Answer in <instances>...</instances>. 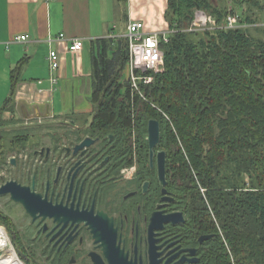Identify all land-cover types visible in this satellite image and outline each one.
<instances>
[{"label":"flooded vegetation","instance_id":"flooded-vegetation-1","mask_svg":"<svg viewBox=\"0 0 264 264\" xmlns=\"http://www.w3.org/2000/svg\"><path fill=\"white\" fill-rule=\"evenodd\" d=\"M95 100L93 111L70 113L38 128L35 137L29 133L27 142L0 149V186L13 181L14 189L25 188L20 193L32 199L35 211L29 214L11 192L0 195L6 204L0 208L3 238L8 236L15 259L225 264L226 239L218 221L201 207L185 147L167 135L160 117L100 112ZM152 119L160 124L154 145Z\"/></svg>","mask_w":264,"mask_h":264},{"label":"trees","instance_id":"trees-1","mask_svg":"<svg viewBox=\"0 0 264 264\" xmlns=\"http://www.w3.org/2000/svg\"><path fill=\"white\" fill-rule=\"evenodd\" d=\"M167 3L169 28L177 31L162 45L165 70L149 71L153 82L143 85L149 100L139 94L131 100L129 81L123 78L128 47L109 59L107 39L94 55L93 97L100 112L160 117L167 135L185 147L201 207L222 229L225 264H264V27H249L259 17L239 11L240 6L210 0ZM197 9L212 15L217 26L229 15H237L242 26L189 30ZM12 104L9 97L3 110ZM12 122L0 114V126ZM27 139L17 136L19 143ZM4 218L0 212V223Z\"/></svg>","mask_w":264,"mask_h":264},{"label":"crops","instance_id":"crops-1","mask_svg":"<svg viewBox=\"0 0 264 264\" xmlns=\"http://www.w3.org/2000/svg\"><path fill=\"white\" fill-rule=\"evenodd\" d=\"M168 0H0V114L17 127H51L70 113L91 112L94 55L109 41L107 57L119 56L131 21L145 30L169 29ZM28 34L25 42H14ZM64 34V37L61 36ZM74 38L82 49L70 51ZM56 50L60 67L51 69ZM129 63L123 78H129ZM54 78V79H53ZM9 97L13 108L3 110ZM79 103V106H78ZM81 105V106H80ZM15 126V127H16Z\"/></svg>","mask_w":264,"mask_h":264},{"label":"built area","instance_id":"built-area-1","mask_svg":"<svg viewBox=\"0 0 264 264\" xmlns=\"http://www.w3.org/2000/svg\"><path fill=\"white\" fill-rule=\"evenodd\" d=\"M201 10V9H200ZM198 12V11H197ZM197 16V17H196ZM242 26L239 23L237 15H229L227 21L222 25L225 28H233ZM217 27L216 20L212 15L207 14L205 11H200L195 15L189 30L197 28H209L214 29ZM221 27V28H222ZM176 29H167L164 31H146L145 25L142 21H131L128 24V31L124 37L127 40V47L129 50V87L132 90L131 100L136 99V95L139 94V98L148 101L146 92L143 89V85H149L153 82V75L149 74V71L163 72L165 70V54L162 48L164 43H168L172 33L176 32ZM64 37V34H61ZM29 35L22 34L15 37L14 42L28 41ZM84 41L81 38H74L72 45H70V51H78L82 49ZM51 69L57 71L60 67V55L56 50H52L49 55ZM54 79V78H53ZM165 116L170 120L169 116ZM202 193L205 192V188H201Z\"/></svg>","mask_w":264,"mask_h":264},{"label":"rangeland","instance_id":"rangeland-1","mask_svg":"<svg viewBox=\"0 0 264 264\" xmlns=\"http://www.w3.org/2000/svg\"><path fill=\"white\" fill-rule=\"evenodd\" d=\"M210 1L218 5L219 4L227 5L230 8L231 7L235 8V6L237 7L240 6L239 11L249 10V13H252L253 15H258L259 17V20H258L259 22L256 24H252L249 27H252V28L264 27V0H243V2H241L242 0H210ZM200 11L202 10L197 9L195 12V15H197V13H199ZM204 11L205 10H203V12ZM199 29H202V28H197L195 30H199ZM78 106H79V103H78ZM15 126L16 125L14 123H7L3 126H0V149H9L10 147L14 145L20 144L17 140V136H25V135L27 136L30 133L32 136L35 137L38 132L37 129L39 128V127H36L37 125H29V127L28 126H25V127L16 126L15 127ZM34 140L35 139L32 137L28 143L33 144ZM5 205H6L5 199L0 200V208L4 210L3 206L5 207ZM6 210L12 213L10 209L9 210L6 209ZM15 214H16L14 215L15 218L16 217L21 218L19 217L17 213ZM3 226L4 225L0 223V246L5 245L6 250L0 252V264H25L26 262L25 263L21 262L23 260L22 258L19 259V261L15 259L14 254H13L14 252H13L12 245L11 246L7 245V243L9 244L10 242L8 239V236L3 238V234L6 233V230L4 228L5 226L4 227Z\"/></svg>","mask_w":264,"mask_h":264},{"label":"water","instance_id":"water-1","mask_svg":"<svg viewBox=\"0 0 264 264\" xmlns=\"http://www.w3.org/2000/svg\"><path fill=\"white\" fill-rule=\"evenodd\" d=\"M148 127H149V138L151 144L154 145L159 141L158 139H160L159 121L155 119L150 120ZM14 184L16 183L13 181H9L6 184L0 186V195L11 192V198L13 199V201L24 203V206L26 207L29 214L35 216V211L33 209L34 205L30 201L32 199H30L29 197H24L22 193H20L21 191L26 192L27 190L25 188H20V190L18 189L16 190L13 187Z\"/></svg>","mask_w":264,"mask_h":264},{"label":"bare ground","instance_id":"bare-ground-1","mask_svg":"<svg viewBox=\"0 0 264 264\" xmlns=\"http://www.w3.org/2000/svg\"><path fill=\"white\" fill-rule=\"evenodd\" d=\"M5 230H6V229H5ZM4 250H6L5 245H1V246H0V252H2V251H4Z\"/></svg>","mask_w":264,"mask_h":264}]
</instances>
